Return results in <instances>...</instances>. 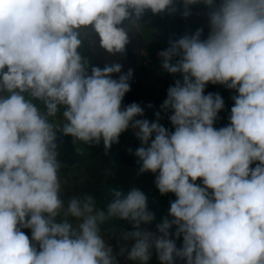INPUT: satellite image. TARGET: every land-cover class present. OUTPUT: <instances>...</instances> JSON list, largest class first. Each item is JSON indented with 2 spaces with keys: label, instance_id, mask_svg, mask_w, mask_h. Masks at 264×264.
<instances>
[{
  "label": "clouds",
  "instance_id": "obj_1",
  "mask_svg": "<svg viewBox=\"0 0 264 264\" xmlns=\"http://www.w3.org/2000/svg\"><path fill=\"white\" fill-rule=\"evenodd\" d=\"M197 2L183 0L182 15ZM203 2L212 7L208 37L197 29L159 53L165 70L182 74L161 105L172 110L169 132L137 119L145 111L137 102L121 109L131 68L93 66L89 75L78 49L91 26L101 47L123 52L129 37L119 25L135 24L146 10L176 11L174 0H0V264H118L101 233L113 218L133 224L124 238L134 241L128 258L139 264L153 246L161 264H264V0ZM208 82L238 93L230 124L219 129L213 124L224 101L204 94ZM61 126L79 141L102 140L105 150L130 126L138 129L139 171L159 170L157 189L176 196L173 219L156 225L160 235L140 228L155 214L137 188L112 190L106 211L90 196L64 207L54 131ZM22 228L31 229V240ZM170 235H182V246Z\"/></svg>",
  "mask_w": 264,
  "mask_h": 264
},
{
  "label": "rangeland",
  "instance_id": "obj_2",
  "mask_svg": "<svg viewBox=\"0 0 264 264\" xmlns=\"http://www.w3.org/2000/svg\"><path fill=\"white\" fill-rule=\"evenodd\" d=\"M214 3L219 5L220 1L214 0ZM170 7H175L176 11L166 9L159 13H152L151 10H146L135 24L125 20L119 25L128 33L129 40L125 46L134 52L133 58H129L125 50L110 53L101 47L100 38L91 26L82 30L80 37L82 44L78 49L82 58L87 61L86 69L89 75L93 66L102 69L105 65L119 63L122 65L121 71L126 73L128 69L135 71L143 64L147 69V73L143 76L144 83L150 88V93L140 103V106L145 109L143 117L136 118H146L150 122L158 121L164 127L166 113L171 110L161 107L167 98L168 90L164 82L177 79L182 81V74L169 73L165 70L159 53L170 47V41L178 40L185 35L190 36L197 29H202L201 40L206 39L211 30L209 13L212 7L206 5L203 0L187 6L190 11L188 16L182 15L185 10L183 0H174V5ZM177 59L179 57H174L172 62L175 63ZM2 94L7 95V93ZM33 103L41 111L45 110L42 101L33 99ZM234 103L233 98L224 100V107L219 110L213 124L215 128L219 129L230 124L229 116ZM149 104L151 107H148ZM65 107L61 106L57 117L53 118L54 123L63 122L62 113ZM157 112L160 113L159 117L156 116ZM58 129H62V126L54 128V131ZM137 130L130 126L120 134L119 141L113 143L108 150H105L102 140L99 143H85L73 138L56 143V159L60 164L59 195L65 208L72 198L83 201L90 196L96 210L106 211L108 203L113 199L112 190H119L126 194L133 188L140 189L147 197L148 209L155 214L151 222L141 223L140 228L160 235L156 225L161 223L164 217L173 219L169 215V208L176 196L172 192L161 194L157 189L154 181L159 170L156 173L139 171L140 164L137 163L139 157L135 155V150L141 146V142L135 135ZM255 163L258 162H254L251 167H255ZM201 181L202 178H198L194 183L203 186ZM67 219L74 226L77 223L74 217L68 216ZM176 227L173 225L169 232H175ZM21 230L31 240V229L22 228ZM133 230L135 229L131 222L119 218H113L101 225V233L106 243L111 246L112 254L118 264H139L138 261L128 258V250L134 241L124 238L125 233ZM169 238L175 239L178 248L182 246V235L179 237L170 235ZM150 252V259L146 264H161L154 246ZM175 264H185V261L176 258Z\"/></svg>",
  "mask_w": 264,
  "mask_h": 264
},
{
  "label": "trees",
  "instance_id": "obj_3",
  "mask_svg": "<svg viewBox=\"0 0 264 264\" xmlns=\"http://www.w3.org/2000/svg\"><path fill=\"white\" fill-rule=\"evenodd\" d=\"M216 1H220V0H216ZM124 50L127 53L129 58H133L135 56L134 52H132V50H130L126 46ZM146 73H147V69L143 64H141L137 70L133 71L132 77L128 81L130 84V90L127 93H125L122 99V102H121V108L132 102H137L138 104H140L141 101H143L145 98L148 97L150 93V88L147 85H145L144 78H143V76ZM110 75L112 76V78L118 79L120 73H112ZM164 83L167 89L169 88V86L175 85V81L173 80H165ZM209 92L219 93L223 101L230 99L235 95H238L235 89H229L223 84H219V83L212 84L211 82H208L204 88V94H207ZM171 114H172V110H169L165 116V119H166L165 128L168 129L169 132H172L175 130L174 126L172 125L169 119V116ZM55 133H56L55 143H58L62 140L75 138L70 134H64L62 129L56 130Z\"/></svg>",
  "mask_w": 264,
  "mask_h": 264
}]
</instances>
